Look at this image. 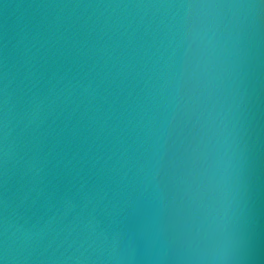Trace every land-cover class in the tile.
Masks as SVG:
<instances>
[{"label": "water", "instance_id": "water-1", "mask_svg": "<svg viewBox=\"0 0 264 264\" xmlns=\"http://www.w3.org/2000/svg\"><path fill=\"white\" fill-rule=\"evenodd\" d=\"M0 264H264V0H0Z\"/></svg>", "mask_w": 264, "mask_h": 264}]
</instances>
